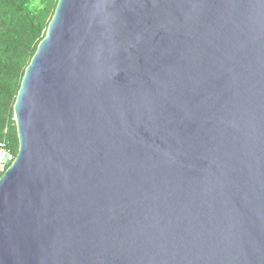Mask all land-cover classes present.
<instances>
[{
	"label": "water",
	"instance_id": "water-1",
	"mask_svg": "<svg viewBox=\"0 0 264 264\" xmlns=\"http://www.w3.org/2000/svg\"><path fill=\"white\" fill-rule=\"evenodd\" d=\"M12 112L0 264H264V0H57Z\"/></svg>",
	"mask_w": 264,
	"mask_h": 264
},
{
	"label": "trees",
	"instance_id": "trees-1",
	"mask_svg": "<svg viewBox=\"0 0 264 264\" xmlns=\"http://www.w3.org/2000/svg\"><path fill=\"white\" fill-rule=\"evenodd\" d=\"M57 0H0V142L15 155L12 108L25 67L43 38Z\"/></svg>",
	"mask_w": 264,
	"mask_h": 264
},
{
	"label": "built area",
	"instance_id": "built-area-1",
	"mask_svg": "<svg viewBox=\"0 0 264 264\" xmlns=\"http://www.w3.org/2000/svg\"><path fill=\"white\" fill-rule=\"evenodd\" d=\"M15 155L12 154L5 142H0V176L10 166Z\"/></svg>",
	"mask_w": 264,
	"mask_h": 264
}]
</instances>
